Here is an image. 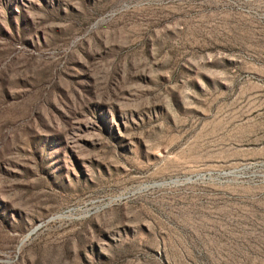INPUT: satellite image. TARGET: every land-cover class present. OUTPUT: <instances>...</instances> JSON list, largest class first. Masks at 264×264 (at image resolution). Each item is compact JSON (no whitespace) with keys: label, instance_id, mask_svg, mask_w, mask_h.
<instances>
[{"label":"rangeland","instance_id":"rangeland-1","mask_svg":"<svg viewBox=\"0 0 264 264\" xmlns=\"http://www.w3.org/2000/svg\"><path fill=\"white\" fill-rule=\"evenodd\" d=\"M0 264H264V0H0Z\"/></svg>","mask_w":264,"mask_h":264}]
</instances>
